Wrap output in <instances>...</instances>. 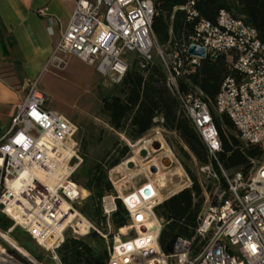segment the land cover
I'll list each match as a JSON object with an SVG mask.
<instances>
[{
  "label": "built area",
  "instance_id": "built-area-1",
  "mask_svg": "<svg viewBox=\"0 0 264 264\" xmlns=\"http://www.w3.org/2000/svg\"><path fill=\"white\" fill-rule=\"evenodd\" d=\"M192 5L191 1L181 9ZM187 11L188 20L197 16ZM154 16L151 0H76L48 64L61 70L65 58L73 57L94 66L113 85L121 83L134 63L141 69L157 64L166 87L206 149L207 163L198 165L196 171L210 190L202 194L194 237L176 238L169 255L158 245L162 220L155 210L172 194L159 199V189L146 181L121 196L111 182L116 195L105 194L100 200L106 234L113 239L106 264H264V161L250 160L246 174L224 170L217 160L218 133L202 93L179 89V82L194 75L203 60L228 54L234 76L222 81L214 111L229 118L244 144L264 150V42L242 19L221 10L214 23H196L188 44L167 53L152 32ZM190 46L203 48L205 57L188 54ZM48 103L36 83L29 84L0 136V215L13 223L3 230L5 235L19 228L61 264L56 252L67 232L83 237L95 231L105 236L90 224L85 234L74 233L77 221L66 223L70 213L79 214L78 207L89 193L84 198L72 180L81 163L73 141L76 126ZM68 150L73 156L66 155ZM65 161L69 171L62 176L59 172ZM116 200L128 216L124 234L110 224ZM1 232L0 228V248L7 253Z\"/></svg>",
  "mask_w": 264,
  "mask_h": 264
},
{
  "label": "trees",
  "instance_id": "trees-1",
  "mask_svg": "<svg viewBox=\"0 0 264 264\" xmlns=\"http://www.w3.org/2000/svg\"><path fill=\"white\" fill-rule=\"evenodd\" d=\"M151 1L155 8L151 29L158 44L167 53L188 44L196 23L199 20L214 23L221 10L227 11L234 18L242 19L256 31L260 42H264V0ZM191 1L192 6L181 9ZM187 10L195 12L197 16L188 20ZM3 50L6 55L5 46ZM229 76H234V72L229 64L228 54H222L215 60H203L194 75L179 82V89L183 93L194 92L195 89L202 93L219 137L221 151L217 154V160L226 171L246 174L249 161L260 159L264 150L257 145L244 144L229 118L215 114V97L222 81ZM99 114L114 131L123 134L131 142L141 139L156 125L155 120L159 119L160 126L177 135L198 165L207 163L205 146L181 113L178 101L166 87L164 75L157 64H148L141 69L134 63L121 83L115 86L113 93L100 99ZM127 153L128 148L124 146L115 159L107 162L103 158L93 163L85 172L82 182L76 181L75 174L72 177L80 189L89 193L88 198L78 207L79 214L101 228L104 234L105 218L102 216L100 200L105 194L113 193L107 180V172L116 167ZM184 155L188 157L185 153ZM182 166L191 178V187L170 196L155 210L156 216L162 220L158 245L166 255L171 253L176 238L191 240L194 237L203 200L202 190L195 177L186 166ZM115 205L116 210L110 216V224L113 229L118 230L127 225L128 216L119 200H116ZM2 219L3 216L0 215V228L6 230L11 225L3 224ZM10 235L36 261L37 258H42L41 248L26 233L14 228ZM110 245L111 242L107 243L94 232L84 237L65 235L56 254L61 264H106L107 247Z\"/></svg>",
  "mask_w": 264,
  "mask_h": 264
},
{
  "label": "rangeland",
  "instance_id": "rangeland-1",
  "mask_svg": "<svg viewBox=\"0 0 264 264\" xmlns=\"http://www.w3.org/2000/svg\"><path fill=\"white\" fill-rule=\"evenodd\" d=\"M115 86L107 79L97 75L94 66L73 57L65 58L63 69H55L51 64L38 76L36 87L49 98L48 107L67 117L76 126L73 141L77 144L76 155L81 160L74 175L76 181L82 182L85 172L93 163L103 158L107 162L115 159L121 148L126 146L128 153L117 166L125 163L127 159H132V162L123 166L112 177L110 176L111 170L107 172V180L112 187L114 195H116L112 185L114 181L119 182L118 186H115L116 190H119V194H124L132 187L136 188L146 181H152L151 183L156 185V182L153 180H155L154 178L157 175H164L166 181H168L167 188L159 190V199L165 198L170 194H176L185 189L189 183L192 185L191 178L184 171L182 165L186 166L195 177L202 190V194L204 191H209L210 185L206 184L203 178L197 174V161L175 133L168 132L160 126L159 119L155 120L156 125L136 142L127 140L123 134L114 131L107 124L106 119L99 114L100 99L112 94ZM259 160L261 162L264 161V155ZM178 173H180L181 178H178ZM175 185L180 186L177 187ZM84 192L88 196L85 190H82V196L84 197ZM81 217L84 218L83 216ZM2 222L3 224L9 223L13 225L11 221L4 217ZM87 222L101 235L105 236L104 239L107 243H113L112 235L104 234L101 228L89 221ZM4 233L2 230L1 234L5 235ZM94 233L96 232L94 231ZM127 234L129 236L132 235L131 232ZM65 235H69V233L67 232ZM5 236L36 263L56 264L55 261L51 260L50 252L41 249L42 258H37L38 261H41L39 263L21 248L12 239L11 235ZM7 243H5L8 247L7 253L11 258L23 264H31Z\"/></svg>",
  "mask_w": 264,
  "mask_h": 264
},
{
  "label": "crops",
  "instance_id": "crops-1",
  "mask_svg": "<svg viewBox=\"0 0 264 264\" xmlns=\"http://www.w3.org/2000/svg\"><path fill=\"white\" fill-rule=\"evenodd\" d=\"M75 1L0 0V136L8 129L27 86L37 85L39 74L48 66Z\"/></svg>",
  "mask_w": 264,
  "mask_h": 264
},
{
  "label": "bare ground",
  "instance_id": "bare-ground-1",
  "mask_svg": "<svg viewBox=\"0 0 264 264\" xmlns=\"http://www.w3.org/2000/svg\"><path fill=\"white\" fill-rule=\"evenodd\" d=\"M163 148V147H162ZM139 150V149H138ZM171 154V153H170ZM66 155L68 156H73L72 154V151L68 150L66 151ZM132 162V159H127L125 163L121 164L120 166H116L114 167L113 169H111L110 171V176L112 177L114 174H117L118 171L125 165L127 164H130ZM69 169V166L67 165V161H65V163L62 164V168L60 170V174L63 176V174H67L68 173V170ZM177 170V168H176ZM179 172V171H178ZM178 178H181V175L180 173H178ZM156 182V187L159 189V190H165L167 188V182L166 181V178L164 175H160L156 178H154ZM152 182V181H151ZM118 183L119 182H116L114 181L113 182V185L114 186H118ZM15 184H18V182H16ZM116 186V187H117ZM177 187H179L180 185H175ZM120 188V187H119ZM119 191V190H118ZM82 193V192H81ZM84 198L87 197V194L84 192ZM123 194H121L122 196ZM73 220H76L77 223L76 225H74V228H73V232L74 233H81V234H85L86 232V228L88 227L89 223L84 219L82 218L78 213H70L67 218H66V223H69L72 222ZM153 223V222H151ZM58 231H61V228H59ZM127 231L126 228H123V229H120V234H124L125 232ZM2 238L8 242V244L10 246H12L17 252H19V254H21L24 258H26V260H28V262H30L31 264H38L36 263L31 257H29L25 252H23L22 250H20L18 247L15 246V244L8 238L6 237L5 235H2ZM53 259H56L55 256L53 255ZM15 260L13 258H11L2 248H0V264H15Z\"/></svg>",
  "mask_w": 264,
  "mask_h": 264
},
{
  "label": "water",
  "instance_id": "water-1",
  "mask_svg": "<svg viewBox=\"0 0 264 264\" xmlns=\"http://www.w3.org/2000/svg\"><path fill=\"white\" fill-rule=\"evenodd\" d=\"M188 54L194 55V56H198L200 58H204L205 57L204 49L201 48V47H197V46H190L189 49H188Z\"/></svg>",
  "mask_w": 264,
  "mask_h": 264
}]
</instances>
